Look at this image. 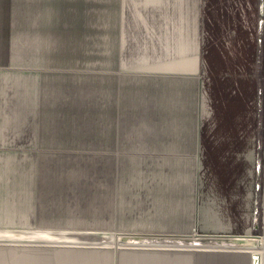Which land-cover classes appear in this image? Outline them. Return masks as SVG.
Instances as JSON below:
<instances>
[{
  "label": "rangeland",
  "instance_id": "1",
  "mask_svg": "<svg viewBox=\"0 0 264 264\" xmlns=\"http://www.w3.org/2000/svg\"><path fill=\"white\" fill-rule=\"evenodd\" d=\"M160 1L125 16L154 20L143 42L194 41L199 170H116L95 138L34 136L38 115L59 126L35 100H105L108 0H0V264H256L231 239L264 236V0ZM69 107L89 127L91 105Z\"/></svg>",
  "mask_w": 264,
  "mask_h": 264
},
{
  "label": "crops",
  "instance_id": "2",
  "mask_svg": "<svg viewBox=\"0 0 264 264\" xmlns=\"http://www.w3.org/2000/svg\"><path fill=\"white\" fill-rule=\"evenodd\" d=\"M164 1L168 3V8L178 5H170V2L177 3L178 0ZM160 2L108 0V26H113L114 38L113 48L111 39L108 40L106 55L113 57L114 63L111 65V60H108L105 100H35L34 103L46 107L57 106L53 111L58 114L59 126L58 132L49 133L54 118L38 115L33 127L34 136L95 138L96 143L103 142L107 152L113 154L110 167L116 170L177 168L178 164L172 163L185 159L193 165L194 157L197 170L200 169V130L195 126L201 113L202 80L198 77L199 98L196 104L195 73L199 66L195 64L194 41L180 45L176 40L175 45L170 32H166L162 39L156 40L152 36L154 39H147L150 43L147 40L143 42L140 36L143 26L147 22L153 24L154 20L143 19L138 14L125 16V11L127 14V10L131 9L160 8ZM80 103L91 105L90 117L83 120V123L90 122L89 127L84 128L86 131L81 126V120L73 115L77 109L69 107ZM184 106L187 118L180 128L178 115ZM158 121L162 125L155 127ZM146 147L150 149L144 150ZM250 160L253 161V155ZM198 188L197 184L196 225L199 218ZM125 230L141 229L128 227ZM251 239L235 236L231 242L251 247ZM201 252L217 256L223 262H237L239 255L247 253L246 250ZM250 257L255 262L254 254Z\"/></svg>",
  "mask_w": 264,
  "mask_h": 264
},
{
  "label": "bare ground",
  "instance_id": "3",
  "mask_svg": "<svg viewBox=\"0 0 264 264\" xmlns=\"http://www.w3.org/2000/svg\"><path fill=\"white\" fill-rule=\"evenodd\" d=\"M257 242V243H256ZM257 244V245H256ZM250 246L258 248V252L254 254L256 264H264V236L260 239H251Z\"/></svg>",
  "mask_w": 264,
  "mask_h": 264
},
{
  "label": "water",
  "instance_id": "4",
  "mask_svg": "<svg viewBox=\"0 0 264 264\" xmlns=\"http://www.w3.org/2000/svg\"><path fill=\"white\" fill-rule=\"evenodd\" d=\"M71 245H66V247H69ZM196 250H199V251H216L218 249H212V248H197Z\"/></svg>",
  "mask_w": 264,
  "mask_h": 264
}]
</instances>
